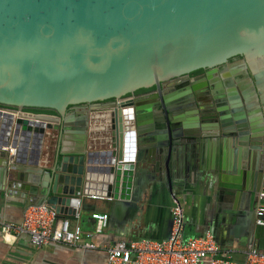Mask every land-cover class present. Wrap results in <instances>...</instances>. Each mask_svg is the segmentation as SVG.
I'll use <instances>...</instances> for the list:
<instances>
[{
	"label": "water",
	"instance_id": "95a60500",
	"mask_svg": "<svg viewBox=\"0 0 264 264\" xmlns=\"http://www.w3.org/2000/svg\"><path fill=\"white\" fill-rule=\"evenodd\" d=\"M198 70L206 72L188 79ZM177 78L184 82L161 98L160 126L144 122L151 105L135 108V163H118L121 115L133 106L125 97L153 87L160 96ZM79 105L109 112L106 148L87 149V112L68 110ZM0 107L5 187L28 205L68 217L81 192L106 198L111 217L130 208L147 176L171 192L182 170L229 196L236 224L216 227V244L236 239L264 251L255 223L264 222V0H0ZM45 137L55 140L53 160L36 169Z\"/></svg>",
	"mask_w": 264,
	"mask_h": 264
},
{
	"label": "crops",
	"instance_id": "0c3cea01",
	"mask_svg": "<svg viewBox=\"0 0 264 264\" xmlns=\"http://www.w3.org/2000/svg\"><path fill=\"white\" fill-rule=\"evenodd\" d=\"M96 105L89 106L88 117L96 111ZM98 111V110H97ZM51 116V115H50ZM50 125H55L53 118H48ZM98 121L88 118L86 146L90 151L107 147L106 140L97 128ZM48 133V132H46ZM54 139L56 133L51 135ZM228 144V143H227ZM55 140L46 137L41 141L36 169L50 168L53 160ZM229 146V144H228ZM212 147V146H211ZM22 154V153H21ZM12 158L13 154H9ZM0 156V215L4 222L18 225L28 203L17 189L8 190L5 185L11 178L4 176ZM34 162V160H32ZM180 180H172V191L158 182L147 183L130 203V208L109 216V210L103 201L84 200L81 204V217L78 225L82 230H90L91 222L87 220L90 212L106 213V229L93 237L95 249H83L80 245L67 246L49 243L40 248L30 245L25 234H5L0 232V264H105L104 248L117 241H129L138 238L164 240L170 226V207L175 201L182 210L183 236L200 237L205 233L212 235L216 227L235 226L236 221L229 210V196L225 189L218 190L216 184H202L197 177L184 171L178 172ZM218 243V242H217ZM234 259H242V254L250 245H241L233 239L229 245L217 244Z\"/></svg>",
	"mask_w": 264,
	"mask_h": 264
},
{
	"label": "built area",
	"instance_id": "2783aa9c",
	"mask_svg": "<svg viewBox=\"0 0 264 264\" xmlns=\"http://www.w3.org/2000/svg\"><path fill=\"white\" fill-rule=\"evenodd\" d=\"M127 100V99H124ZM0 112H7L0 107ZM19 113V111L16 110ZM25 112V111H22ZM92 111L89 118L98 121L97 128L104 132L107 141L111 138V116L107 113L106 119H99ZM21 114V113H20ZM122 142L120 164H134L137 152L134 114L131 107L125 108L121 115ZM2 151L11 152L9 147ZM259 198L263 194H258ZM106 198L75 194L68 207L73 214L68 217H58L57 214L45 205H28L24 208L21 222L18 225L6 223L0 215V232L5 234H25L30 245L40 248L49 243L67 246L80 245L83 249L93 250V237L100 235L107 227L106 213L90 212L87 220L91 222L90 230H82L78 225L81 217V203L84 200L102 201ZM108 200V199H107ZM263 208L259 205L255 214L261 216ZM170 226L168 236L164 240L138 238L129 241H117L104 248L105 264H264V251L250 246L242 254V259H234L222 250L214 241L212 235L205 233L200 237L183 236V216L179 205L174 201L169 210ZM264 226V222L255 221Z\"/></svg>",
	"mask_w": 264,
	"mask_h": 264
},
{
	"label": "flooded vegetation",
	"instance_id": "af4514ba",
	"mask_svg": "<svg viewBox=\"0 0 264 264\" xmlns=\"http://www.w3.org/2000/svg\"><path fill=\"white\" fill-rule=\"evenodd\" d=\"M241 60L239 57H234L231 58L228 62H236ZM220 69V68H218ZM206 70H198L195 71L193 73H190L188 75V79H199L203 73H205ZM186 81V80H185ZM183 78H177L174 80H171L169 82H166L164 84L160 85L161 88V95L159 96L156 92L154 87L144 90V91H140V92H135V93H131L129 95H127L125 97V99H130L133 103V106L131 107L133 110V114H134V122H135V108L139 105H143V104H149L152 106L153 110H155V112L153 110H151V112L153 111L154 113H151V117L147 118L144 120L145 123L147 124H152V125H161L162 123H164L166 115L164 114V112L162 111V97H168L170 95V93L172 92L173 88L179 84H182ZM164 100V99H163ZM202 102L205 104H207L208 100L207 98H202ZM89 106L91 105H79V106H74V107H69V112H72L74 110L77 111H85L87 112V126H86V130H88V113H89ZM193 110L195 109L194 106L191 104V107ZM158 110V111H157ZM192 117H197L199 118V115L197 114V112L195 114L192 115ZM136 126V123H135ZM136 128V127H135ZM103 132L101 131V134ZM26 144L27 143H23L21 148L25 149L26 148ZM36 149H33L32 151V159L34 160V158H36L37 154L35 153ZM154 176V175H153ZM156 177V176H155ZM156 178H150V177H146V183H154L156 182Z\"/></svg>",
	"mask_w": 264,
	"mask_h": 264
},
{
	"label": "bare ground",
	"instance_id": "6f19581e",
	"mask_svg": "<svg viewBox=\"0 0 264 264\" xmlns=\"http://www.w3.org/2000/svg\"><path fill=\"white\" fill-rule=\"evenodd\" d=\"M107 113H109L108 111H103V112H101V113H99V114H97L98 116V118L99 119H106L108 116V114ZM14 116H18V117H21V118H26V119H29V120H32V121H37L38 123H42V124H45V125H47V124H49L50 125V123H48V121H49V119L48 118H46V117H42V116H33V115H29V114H26V113H18V112H15V113H12ZM92 116V115H91ZM99 130H100V128H99ZM9 154H13V149H11V152L9 153Z\"/></svg>",
	"mask_w": 264,
	"mask_h": 264
},
{
	"label": "trees",
	"instance_id": "16d2710c",
	"mask_svg": "<svg viewBox=\"0 0 264 264\" xmlns=\"http://www.w3.org/2000/svg\"><path fill=\"white\" fill-rule=\"evenodd\" d=\"M22 111L35 113V114H46V115H54V112L49 110H39V109H22Z\"/></svg>",
	"mask_w": 264,
	"mask_h": 264
},
{
	"label": "rangeland",
	"instance_id": "374dc122",
	"mask_svg": "<svg viewBox=\"0 0 264 264\" xmlns=\"http://www.w3.org/2000/svg\"><path fill=\"white\" fill-rule=\"evenodd\" d=\"M28 113H30V112H28ZM31 114H35V113H31ZM100 135L104 138L105 136H106V134H104V132L101 134L100 133Z\"/></svg>",
	"mask_w": 264,
	"mask_h": 264
}]
</instances>
